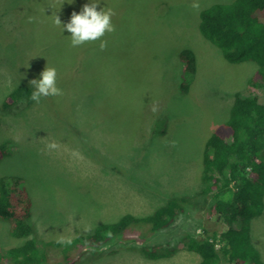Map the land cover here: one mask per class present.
<instances>
[{
    "label": "rangeland",
    "instance_id": "rangeland-1",
    "mask_svg": "<svg viewBox=\"0 0 264 264\" xmlns=\"http://www.w3.org/2000/svg\"><path fill=\"white\" fill-rule=\"evenodd\" d=\"M234 1L93 0L98 11L115 12V31L101 50L100 41L72 47L63 30L92 0H0V144L9 140L13 152L0 163V178H24L33 198L32 237L48 264H69L61 240L92 234L126 214L148 216L172 198L185 208L167 229L134 227L103 252L73 246L71 263L200 264L187 249L188 235L198 236L205 225L227 228L216 224L212 196L202 193L204 145L229 119L237 94L264 105V87L250 83L256 64L229 63L199 26L204 9ZM184 49L198 61L188 94L181 90ZM47 65L56 68L64 95L5 108L9 94L40 78ZM53 142L58 147L47 149ZM251 234L264 262V213ZM24 242L0 220L1 252ZM144 246L174 253L150 260Z\"/></svg>",
    "mask_w": 264,
    "mask_h": 264
},
{
    "label": "trees",
    "instance_id": "trees-1",
    "mask_svg": "<svg viewBox=\"0 0 264 264\" xmlns=\"http://www.w3.org/2000/svg\"><path fill=\"white\" fill-rule=\"evenodd\" d=\"M200 19L202 36L218 47L229 63L256 64L250 83L264 87V0L215 4L204 9ZM179 56L184 73L181 90L188 94L187 77L197 73V56L191 49L182 50ZM32 91L30 84H22L9 94L4 107L10 108L22 99L31 102ZM11 147L9 140L0 144V163L13 155ZM201 161L202 193L212 196L216 224L227 228L212 232L203 226L198 236L188 235L187 249L201 257L200 264H264L251 242L252 223L264 213V105L258 98L236 95L229 119L206 140ZM184 208L182 199L172 198L148 216L126 214L116 222L98 226L92 234L75 238L70 244L57 245L66 246L65 257L72 264L68 252L73 246L93 253L103 252L111 244L125 240L134 227L148 226L152 233L167 229ZM32 209L33 198L24 178L1 176L0 220L11 225L14 238L25 242L5 253L0 251V264H48L46 253L41 252L32 237ZM140 251L150 260L165 259L174 253L164 246H144Z\"/></svg>",
    "mask_w": 264,
    "mask_h": 264
},
{
    "label": "clouds",
    "instance_id": "clouds-1",
    "mask_svg": "<svg viewBox=\"0 0 264 264\" xmlns=\"http://www.w3.org/2000/svg\"><path fill=\"white\" fill-rule=\"evenodd\" d=\"M97 3L93 0L90 5H85L82 11L77 14L73 12L70 22L63 25V30L71 33V46L78 47L85 43L100 41V49L104 50L107 47V41L103 38L107 33L115 31L112 24V17L115 12L108 8L98 11ZM193 8L199 9V4L193 3ZM56 22L61 24L57 17ZM57 70L55 67H49L40 74V78L30 81L33 89L30 100L40 103L42 98L63 96V90L57 86ZM47 149L55 150L58 145L56 143H49L46 145ZM61 243H71V239L67 241L61 240Z\"/></svg>",
    "mask_w": 264,
    "mask_h": 264
},
{
    "label": "bare ground",
    "instance_id": "bare-ground-1",
    "mask_svg": "<svg viewBox=\"0 0 264 264\" xmlns=\"http://www.w3.org/2000/svg\"><path fill=\"white\" fill-rule=\"evenodd\" d=\"M167 72H169L168 70H167ZM172 74V73H171ZM172 76H174V75H172ZM175 77V76H174ZM171 81H172V79H171ZM174 82V81H173ZM30 101V100H29ZM31 106V105H30ZM33 106V105H32ZM14 109V108H13ZM227 226V225H226ZM251 236H252V234H251ZM196 238V237H195ZM251 242H252V239H251ZM253 243V242H252Z\"/></svg>",
    "mask_w": 264,
    "mask_h": 264
},
{
    "label": "crops",
    "instance_id": "crops-1",
    "mask_svg": "<svg viewBox=\"0 0 264 264\" xmlns=\"http://www.w3.org/2000/svg\"><path fill=\"white\" fill-rule=\"evenodd\" d=\"M255 222V220L253 221V223Z\"/></svg>",
    "mask_w": 264,
    "mask_h": 264
}]
</instances>
